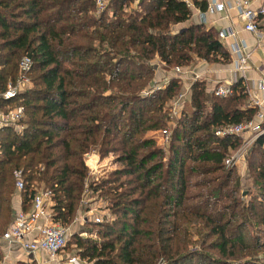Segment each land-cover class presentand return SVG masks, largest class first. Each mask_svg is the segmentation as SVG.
Returning <instances> with one entry per match:
<instances>
[{
	"label": "trees",
	"instance_id": "trees-1",
	"mask_svg": "<svg viewBox=\"0 0 264 264\" xmlns=\"http://www.w3.org/2000/svg\"><path fill=\"white\" fill-rule=\"evenodd\" d=\"M132 1L109 0L97 12L92 0H0V92L22 76L21 59L31 61L28 85L1 102L23 105L24 117L20 132L0 128V224L20 171L21 209L48 190L52 218L63 226L83 193L105 202L109 218L86 221L91 229L83 230L97 237L73 231L66 242L83 264H235L264 247V133L250 149L251 187L242 196L234 168L224 165L240 137L213 131L251 119L256 107L245 105L240 79L224 98L208 92V103L195 79L167 150L156 146L146 132L168 121L166 102L180 80L153 88V61L165 69L192 56L226 63L229 53L201 23L174 30L207 0H137L126 9ZM90 151L112 153L120 166L91 180Z\"/></svg>",
	"mask_w": 264,
	"mask_h": 264
},
{
	"label": "built area",
	"instance_id": "built-area-1",
	"mask_svg": "<svg viewBox=\"0 0 264 264\" xmlns=\"http://www.w3.org/2000/svg\"><path fill=\"white\" fill-rule=\"evenodd\" d=\"M94 9L97 12L104 10L109 3V0H92ZM252 0H219L209 2L204 11H198L199 23H204L206 14L213 13L214 11H221L229 8L236 9L238 17L243 21V30L250 32L254 35L257 46L264 53V27L258 28L259 21L264 17V3L253 7ZM227 36H233L231 31L219 30L217 32L218 40L222 41ZM229 50L232 55L231 69L233 71H244L249 68L248 58L249 51L244 42L239 40H233L228 43ZM31 61L28 57H23L19 63V69L22 76L18 82L14 85L10 84L3 92H0V104L3 100L14 98L22 89V85L28 83V79L25 76V72L29 70ZM171 75L178 78L180 81L184 78L186 72L181 67H172ZM196 79V76L194 75ZM166 82V81H165ZM233 80L216 82L214 86L208 91L212 95L218 98H224L228 96L231 91V85ZM255 90L257 93L264 94V73L259 75L255 81ZM153 88H159L160 85H152ZM246 88V86H245ZM188 90V86L183 92L178 93L176 97L171 98L170 105L168 106L169 117L178 118L181 114L183 107V101ZM247 106L256 107V111L253 117L245 122L239 124H228L214 129L213 133L216 136L236 135L243 136L244 133H249L251 137L242 141L240 146H246L248 142L254 141L260 134L264 133V102L255 94H252L247 88ZM149 90L142 91L143 94L149 93ZM24 117V106L17 104L10 106L9 104L0 105V128L10 127L17 132H20L23 128L22 119ZM160 139V138H159ZM169 139V133L167 130L161 131V142L167 143ZM241 149V147H239ZM93 152V151H90ZM90 152L84 154V163L87 167V175L91 180L96 181L98 178L95 175L101 166L97 165V160H92L88 155ZM94 153V152H93ZM240 154H232L224 159V165L233 166L237 160L240 159ZM15 186L17 189H23L24 182L20 171L14 172ZM86 186V183H85ZM86 192V190H84ZM85 194V193H84ZM82 202L84 201L81 199ZM50 193L48 190L39 189L35 191L31 198L30 205L27 210H17L13 213L12 220L7 225L5 230L0 234V238L7 243L9 247L8 251L4 253V258L8 257L10 250L17 247L25 255H35L36 253H42L46 256V260L57 261L59 258L57 254L63 250L71 234L66 226L61 225L59 222L54 221L52 218V212L50 209ZM97 207L94 208V210ZM85 220L86 213H92L91 208L83 210ZM92 216V215H91ZM102 219L93 213L91 218L92 222H99ZM82 236H86L85 233H80ZM45 258V257H44ZM25 257L23 258V260ZM63 259V258H62ZM60 260V259H59ZM64 260V259H63ZM34 261L35 260H28ZM44 261V260H43ZM38 263L43 264L44 262ZM68 264H83L84 261L77 256H70L65 258ZM1 264V263H0ZM37 264V263H36Z\"/></svg>",
	"mask_w": 264,
	"mask_h": 264
},
{
	"label": "rangeland",
	"instance_id": "rangeland-1",
	"mask_svg": "<svg viewBox=\"0 0 264 264\" xmlns=\"http://www.w3.org/2000/svg\"><path fill=\"white\" fill-rule=\"evenodd\" d=\"M136 1L137 0H133L132 2L127 4L125 6V8L129 9V7H135ZM183 26L184 25H181V24L178 26H175L174 30H177L179 27L181 28ZM158 64H160L161 66L160 65L154 66L157 70H159V68L163 66V64H161V63H158ZM224 64L225 63H223V62H209V61L202 60L199 57L192 56V59H191V62L189 63V65L182 66L181 69L184 70L187 74H190L192 72H197L200 70L204 71L205 69H208L209 66H211V65H215V66L217 65L218 67L219 66L223 67ZM171 69H172V67L168 68V69L162 68V70L166 71L167 73H170ZM221 72H223V68H220V75H222ZM160 76H161V73H159V74L153 73V76H152L153 85H162L163 82L166 81L165 79L161 78ZM186 77H187V75H186ZM185 80L188 81L187 79H184V81H182V80L180 81V88L178 89L176 94L172 96L173 98L176 97L178 95V93L183 92L184 89L188 86V84H185ZM25 85H28V84L25 83L24 85H22L23 86L22 89L25 87ZM189 86H188V88H189ZM206 96H207V103H208V101L210 100V97H208V94ZM170 102H171V99L168 101V103L166 102V105L169 106ZM245 105L247 106V98L245 100ZM176 119L177 118L169 117L168 121H166V123L164 124L163 127L159 128L157 130H154V131H147L146 132L147 135H149L148 133H151V137L155 141L156 146L163 147V149H165V151L167 150V144L161 142V131H162V129H165L170 134L171 128L175 124ZM239 137H240V140L242 143L243 140L249 139L251 137V135L246 132L243 134V136H239ZM241 143L236 148H234L233 150H230L229 153L227 154V156L232 155L234 153H236V154L238 153L241 156L240 159L237 160V162L232 167L234 168L235 177L237 178V180L239 182V184H238L239 190L238 191L239 192L241 191V195L244 196L246 194L245 191L247 190V188L249 189L251 187V182H250L251 180L248 177L250 175L251 171L247 170L246 165L248 163V160H250V158H249L250 149H251L254 141L248 142V144L244 147L240 146ZM239 147H241V149H239ZM93 154L97 155L96 153H93V152H90L88 155L90 156V158L92 160H97L96 158H93V157H95ZM254 160L258 161V158L255 156ZM97 165L101 166L99 171L95 174L98 179L102 178V177L104 178L110 170L115 169V168L120 166V164L115 161V155L112 153H108L107 155H105L102 158V160L99 159ZM16 190H17V188L15 186L14 192ZM88 195H89L88 193L82 194L81 199H83L84 201L82 202V200H81L79 202V208L77 209L75 218L72 220L71 223H68L66 225V228L68 229V231L70 233L73 231H79V233H85L86 236H89V237H92L93 239H95L97 236L94 235V233H93L94 231H91V235H89L85 232L86 231L85 229H91L90 227L88 228L86 221L92 222L91 218L93 216V213H96L97 216L101 219L102 218H109L110 214H109L108 210H106V208H104L105 202L102 200V198H99L96 196H93L90 198V197H88ZM86 207L91 208L92 213L91 214L86 213L85 217H87V218H85V221H84L82 219V217L84 216V213H85L83 210H85ZM95 207H97L96 209H98V210H94ZM12 213H13V209H12V211H7V212L3 213L2 217L4 219H2V223L0 224V231H1L4 223L5 224L3 227L7 226L10 223V221L12 220V217H13ZM258 227L262 228V226H258ZM80 230L81 231L85 230V231L81 232ZM69 237H70V235H69ZM69 237H68V240H69ZM68 240H67V243H68ZM8 249H9V247H7V243L0 238V263L1 264L7 263V261L5 263H4V261L8 257L4 258L3 252H5V250L8 251ZM15 250L11 249L10 251H15ZM203 251H204V253H207L210 255L215 254L214 250H207L204 248ZM252 253L253 254L251 256H245V257L239 258L237 261H235V264H264V247L259 248L257 251L252 252ZM57 256L65 259L67 257L76 256V255L74 253L73 246L65 245L63 250L60 251L57 254ZM12 261L13 262H11V264L14 263L15 260H12ZM27 262H29L27 259H24V260L20 259L17 261L16 264L27 263ZM157 264H164V261L162 259H159Z\"/></svg>",
	"mask_w": 264,
	"mask_h": 264
},
{
	"label": "crops",
	"instance_id": "crops-1",
	"mask_svg": "<svg viewBox=\"0 0 264 264\" xmlns=\"http://www.w3.org/2000/svg\"><path fill=\"white\" fill-rule=\"evenodd\" d=\"M213 1L217 2L219 0H207V3L213 2ZM262 3H264V0H252L251 2L253 7L258 6L259 4H262ZM199 22L200 21H199V16H198V10L193 8L190 18L186 22L181 23V25L185 26L189 23H199ZM178 25L180 24H177L175 26H178ZM202 25L205 28L213 29L216 33L221 29L223 30L225 29L227 31L229 30L233 33V36H227L225 39H222V41L219 40L223 44L227 52L229 53V61L226 62L223 67L221 66L218 67L217 65L216 66L211 65L209 66L208 69H205L204 71L200 70L197 72H192L190 74L186 73L184 78H182V81H184V79H187L188 81L185 80V84H188L189 86L191 82L195 80L194 78V75H195L196 79L203 81L204 86H205V93L208 94L207 92L218 81L224 82V81L233 80L234 82L237 79H240L242 83L246 86V88L252 94H255L260 99H263V102H264V94L257 93L255 90V85H254L255 79L259 75H262L264 73V53L256 45L257 41L254 35L250 32L243 30V21L238 17L236 9L229 8V9H225L221 11H214L213 13H207L205 22L202 23ZM263 27H264V17L259 21V24H258V28L262 29ZM233 40H239V41L244 42L249 51L248 63L250 67L244 71H233L231 69L232 55L230 51H228L229 50L228 43H231ZM261 43H264V40ZM155 62L153 61V63ZM155 65H160V64L156 62ZM220 68H223V72H221L222 75H220ZM154 73H158V74L161 73L160 77L165 80H167L170 76H172L171 71L170 73H167L166 71H163L161 67L159 68V70L155 68ZM163 83H165V81ZM148 134L149 136L151 135V133H148ZM94 156L95 157L93 158L97 159V164H98L99 159L102 160V158L104 157V156L99 157L98 155H94ZM21 190L17 189L12 196L11 205H12L13 213L22 208L23 198H22ZM12 250H15V251H10L8 258L4 261V263L7 261L6 264H11V262H13L12 260H15L14 263L12 264H16L18 260L20 259L23 260V258L25 257V259L27 260H35L37 264L41 263L43 260H44L43 264H68L65 261V259L63 260L60 257L57 259V261H49V260H46V256H44L42 253H36L35 255L26 256L25 253H23L17 247L13 248ZM6 251L7 250H5V252Z\"/></svg>",
	"mask_w": 264,
	"mask_h": 264
}]
</instances>
